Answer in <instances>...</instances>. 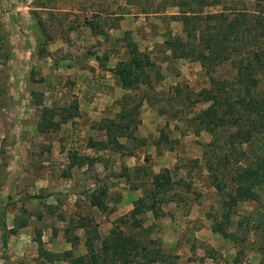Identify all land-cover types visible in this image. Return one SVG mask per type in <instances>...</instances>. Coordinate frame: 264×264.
<instances>
[{
  "label": "rangeland",
  "instance_id": "rangeland-1",
  "mask_svg": "<svg viewBox=\"0 0 264 264\" xmlns=\"http://www.w3.org/2000/svg\"><path fill=\"white\" fill-rule=\"evenodd\" d=\"M175 2L178 1L0 0V88L4 86L7 94L1 96L6 105L0 108V127L7 135L2 146L7 148L12 129L19 132L18 112L22 109L18 108L25 106V113L21 114L26 121L22 134L28 141L23 140L20 145L29 165L23 186H34L35 172L48 175V166H55L49 190L31 191L23 203L11 208L14 218L28 223L29 237L25 235L27 239L20 245L11 241V249L21 256L9 259L8 253L2 251L0 236V264H72L66 256H57L64 261L55 262L43 253L36 255L39 233L47 231L37 217L55 205V215L61 222L54 230H64L66 221L81 216L93 235L100 238L95 242L97 249L114 227L135 236L139 241L135 251L138 255L130 258L131 264H264V185L258 188L259 199L231 207L227 232L232 236L224 237L213 230V224L222 220L228 209L224 203L226 194L218 184L228 185L227 190L235 188L234 180L241 167L253 162L257 165L264 158L253 156V151L264 154V148H257L264 144L263 125L255 127L257 132L250 143L246 137L232 136L240 128H253L245 121L248 117L256 120L264 115V103L259 105L261 111H252L243 110L237 102L239 95L245 93V86L238 82L237 61L244 58V63H249L260 51V45L264 46V37L250 39L236 31L226 42L228 59L206 69L198 57L205 43L187 34ZM202 7L203 19L195 20L196 34L214 31L217 20L207 18L208 13L242 10L257 15L263 10L264 0H222L218 5ZM229 14L230 19L234 17ZM34 26L42 34L43 30L57 31L64 44L53 45L51 51L44 46H39L45 49L41 52L38 47L34 50ZM74 27L79 28L77 33L72 32ZM86 55L90 58L83 59ZM133 59L139 62L133 64L138 81L126 88L114 76L113 67ZM65 61L79 63L65 67ZM257 75L260 82L251 90L256 103L264 99V69ZM222 81L229 84L221 88L224 91L218 117L223 121L217 124L206 117L212 104L206 89L218 88ZM34 92L41 94L36 103L51 104L57 120L62 118L61 110L76 104L80 115L62 124L56 133L38 137L29 126L35 125L33 118H38L37 111L29 110L36 100ZM226 95L229 102H234L233 113L228 111L227 99L224 101ZM246 96L247 100L252 97ZM241 113L245 114L244 120L233 123ZM204 120L210 126L217 125L214 131L205 128ZM158 138L162 142L153 144ZM98 141L104 145L93 146ZM74 153L104 156L105 168L102 164L89 167L91 172L98 168L103 177L97 178L95 172L88 175V180L86 171L73 177L75 186L73 181L66 182L64 169L68 160L62 158ZM48 156L56 157L51 160ZM10 157L2 154L0 169L4 170V162ZM161 162L170 164L166 168L171 172L172 187L166 190L165 199L152 201L149 196L154 192L155 175L166 173L159 169ZM39 164L43 167L39 168ZM114 178L143 189V204L139 203L142 210L136 215L129 212L114 220L105 219L103 214H98L100 218L95 216L85 190L91 181L104 179L105 184L111 185ZM81 180L83 186L79 185ZM3 182L1 178L0 183ZM51 192L56 193V202L50 197ZM110 192L106 200L111 203L118 199L119 192ZM199 201H205L202 207L196 203ZM77 232L84 236V229L78 228ZM78 244L79 252L73 249V257L85 252L84 244ZM155 256L157 261L152 262Z\"/></svg>",
  "mask_w": 264,
  "mask_h": 264
},
{
  "label": "trees",
  "instance_id": "trees-1",
  "mask_svg": "<svg viewBox=\"0 0 264 264\" xmlns=\"http://www.w3.org/2000/svg\"><path fill=\"white\" fill-rule=\"evenodd\" d=\"M175 1V0H173ZM178 2H175L174 4L178 5L180 7V12L182 14V18L185 22V28L187 31V34L189 36H197L200 40H202V44L205 43L204 48L201 49V51H198V57L204 61V66L207 68L211 67L213 64L227 60V54H228V47L226 45L227 40L232 37L236 31H240L243 36L248 37L250 39L256 38H263L264 37V7L263 10H260V14L255 13H248L244 12L242 10H239L240 12H229L231 14H234L233 18H229L230 15L225 10L218 11L215 13H208L205 15L207 18L215 19L217 20V24L213 27L214 31H208L204 33V31L201 32V34H196L195 31L197 28V23L195 20H202V14L203 11L201 9L202 6H208V5H218L222 2V0H176ZM260 1V0H259ZM201 6V7H200ZM258 7V6H257ZM256 7V8H257ZM236 9V8H235ZM244 12V13H242ZM239 13H242L239 14ZM40 23H42L40 21ZM191 26L192 30L189 28ZM0 40H2V37H0ZM240 51V49H239ZM224 56V57H222ZM138 61L136 59H133L129 62H126L124 64H118L114 68V75L116 78L120 79L124 87L130 88L134 86V83L138 81V75L134 74L136 73L133 71V64L138 65ZM238 66V82L242 85H244L245 93H242L239 95L237 102L240 104V107L243 110H259L261 111V107L259 105L261 103H264V99L260 100V102H255L253 99V96L251 95V90L253 87H255L259 82L260 79L258 78V71L261 69H264V46L263 44L260 45V51L255 52L253 55V59L247 64L244 63V58H239L237 61ZM209 71V69H208ZM220 87L218 88H210L206 89V97L212 100V104L209 107L207 111V118L211 117L212 120L216 121L217 124H221L219 121H223L221 118L218 117L219 107L222 104V96L224 88H226L227 84H229L228 81H222L220 83ZM222 88V89H221ZM244 94V95H243ZM252 96L250 100H247V96ZM6 91L5 87L2 86L0 88V108L4 107L6 105L5 99L1 98V96L6 97ZM264 97V96H263ZM228 98H230L228 95L225 96L224 101H226V105H228L229 112L233 113L236 109L234 108V102H229ZM224 103V102H223ZM264 106V104H263ZM72 109V110H71ZM78 109V105L76 104L74 107L70 108L69 110H61V116L62 118L60 120L53 121L54 116H56V112L54 108H45L43 111V118L44 121L42 122V130H47L49 127H56V130L61 127L62 123H65L69 119L73 118L75 115V111ZM245 114L241 113L238 114L236 118H234L233 123L240 122V120H244ZM252 126V129L246 128L243 130L240 128L237 130L235 134L232 136L236 137H246V141L249 143L252 141L254 134L257 132L255 131V127L258 124H261L264 126V115L261 117H258V119L254 120L250 117H248L247 120ZM206 123V129L210 131H214V128L217 126H210L209 123L204 120ZM122 127V126H120ZM258 129V128H257ZM159 141H157V144L159 145ZM235 142V141H234ZM243 142V141H242ZM161 143V142H160ZM93 146L98 144H103V141H98L92 143ZM156 144V145H157ZM261 147L264 148V144H260L259 147H257L259 150H261ZM257 150V149H256ZM247 153V152H245ZM72 160V165L78 164L83 165L86 163H89L92 165L96 158L90 157V156H77V154H71L70 155ZM253 156H264L263 155H256L255 151H253ZM258 163V162H257ZM211 166H214L211 163ZM214 168V167H213ZM242 170L240 172H237V175L235 177V188L231 190H227L228 188L224 185V187L221 184H218V186H221L219 189L222 190L226 194V198L224 199V203L226 206H228V209L224 214L222 215V220L219 222H215L213 224V230L215 232H220L224 237H230V235L227 231L230 215V210L233 209L231 207L235 206L241 201L245 200H255L259 199V192L258 188L262 187L264 185V158L260 160V162L255 165V162L251 163L250 165L245 166L244 168L241 167ZM166 173H158L155 175V184H154V192L149 197H152V201H157L160 197L162 200L165 199L166 190H170L172 187L171 182V172L168 168L163 169ZM162 176V177H161ZM168 186V187H167ZM154 197H153V196ZM228 195V197H227ZM108 196V185L107 184H101L95 191L89 193L90 202L94 205H97L98 207L102 209L107 208L106 198ZM144 198H140L136 201L134 208L131 210L132 215H136L142 210V206L139 204H143ZM153 207V206H151ZM6 209L0 210V229L2 230V239L4 245H7L8 239L11 237L12 234L17 233L18 228L22 225L14 226L12 228H9L7 222H6ZM86 226L88 237H87V250L88 253L85 255H79L77 257H73L72 251H67L64 256L65 258H71L72 264H110V262H117L123 261L124 263L131 264L130 258L136 257L138 254L136 251L139 241H137L136 237L131 234H126L122 229L119 227H114L110 231V236L108 238L102 239V245L99 249L96 247V241H99V236L93 235V232L90 230V226L88 223H84ZM38 241V250L40 253H43L50 258H53L50 256L47 252V250L43 247V242L41 239V236L37 238ZM141 245V243H140ZM108 256V257H107ZM61 259V258H58ZM151 261H157V257H153Z\"/></svg>",
  "mask_w": 264,
  "mask_h": 264
},
{
  "label": "crops",
  "instance_id": "crops-1",
  "mask_svg": "<svg viewBox=\"0 0 264 264\" xmlns=\"http://www.w3.org/2000/svg\"><path fill=\"white\" fill-rule=\"evenodd\" d=\"M39 10L44 11V8L40 7ZM18 11H19V9H18ZM85 28L88 29L87 27H85ZM45 29H46V27H45ZM33 30H34V35L36 36V39H37V42L35 41V44L32 47V48H34V50L36 49V47L40 48L39 46H44L45 48H47L48 50L51 51L53 45H56L58 43L64 44V42H65L64 39L62 38V36L58 35L59 33L57 31H54V30L53 31H49V30L45 31V30H43L44 33L42 34V33H40V31L38 30V28L36 26L33 27ZM77 31H79V28L74 27V29L72 30L73 33L74 32L77 33ZM32 43H34V42H32ZM41 50H45V49L40 48V52H41ZM85 58H90V57H88L86 55L83 57V59H85ZM86 60H90V59H86ZM95 60L98 61V58ZM62 63L66 67V65L78 66L79 62L73 61L72 64H66V61H65V64H64V62H62ZM80 69L82 70L83 68H80ZM113 69H114V67H113ZM76 78L77 77L73 78L74 82L76 81ZM34 93H35L36 100H35V102H33L32 106L29 108V110L37 111L38 112V118H37V121L35 120V118H33L34 120H32V122H35V125H29V126L33 127V129H32L33 133H37L38 137L40 135H44V134L56 133L57 132L56 127H54V126L49 127L47 130H42V127H44L42 125V122L44 121L43 111L45 110V108L48 107L50 109L52 106H51V104H46V103L43 104V101H42V104L36 103L37 100L40 98L41 94L38 92H34ZM43 95L44 94H42V97H43ZM23 107H25V106H23ZM23 107L20 106L18 108V109H22L20 112H18L19 116H20V119H19L20 124H17V127L18 128L20 127V130H19V132L18 131L14 132V130L12 129L13 135L11 134L12 138L7 143V148L6 147L4 148L2 146L3 142H5L6 141L5 139L7 138V135L5 134L6 131L4 128L0 127V157L4 153H7V154H9V156H11L10 159H8L7 161L4 162L5 163L4 164L5 165L4 170L0 169V179L2 178L5 181L3 183H0V210L4 209V208L6 209V213H7L6 222L9 226V228H12V227L18 226V225H22L25 223V225H22L18 228L17 233L11 235V237L8 239L7 245H4V243H3L2 230H0V236L2 239L1 240L2 241V243H1L2 244V251H4L5 254L8 253L9 259H16V258L19 259L21 256L20 252L11 249L12 248V242L11 241H15L20 245L24 240H26L29 237V234H26V231H27L26 225L28 223L23 219L14 218L12 216L13 211H11L13 209H11V208L13 207V205L18 204L19 202L23 203L24 200L26 199V197H25L26 194L30 193L31 191H33V193H36V192L38 193V191H40L41 189H43L44 191H46V189L49 190L50 185L52 184V182L54 180L51 177H52V174L55 172V169H54L55 166L53 165V163H51L47 169V172H49L48 175H46L44 173L42 176L40 174V172H37V173L35 172L32 175L33 180H34L32 183L34 186L28 187V188H26L27 185L23 186V183L25 182V179H26L25 178V175H26L25 174V168L27 165H29L28 162L26 163V159H23V157L25 155L23 154L22 147L20 145V143L23 140L28 141L25 138V135L23 136V134H22V129H24V124L26 123V121H24V119L22 118V115H24L23 113H25V111H24L25 108H23ZM79 110H80V106L78 107V109H76L74 117L71 118L72 121L74 120V118L77 117V115H80ZM28 115H29V113H26L27 117H28ZM71 119H69V120H71ZM56 120H57V117L54 116L53 121H56ZM68 121H66L65 123H67ZM62 124H64V123H62ZM158 140H160L159 143L162 142L161 138H158ZM157 141H154L153 144L156 145ZM160 151H161V148H160ZM52 157L55 158L56 156H48V159L52 160ZM90 157L96 158L95 162L92 165L95 164L94 166H97L96 164H102V168H105V165H103V164H104V162L107 161V159L104 156H90ZM159 157L161 159L164 158V156H159ZM60 160H61V158H60ZM62 160H64V161L68 160V164H66L67 168L64 169V171H66V174H64L66 177L65 180H66V182L67 181H70V182L73 181L74 186L77 183H76V180L73 179V177L76 178V175H78V176L84 175L86 173V171L88 173L86 175V178L88 180H91V179H89V176H88L90 173L96 172L97 178L103 177L102 173H100L98 171V168L96 171H92V172L89 171V169H90L89 163H86L83 165H78V164L72 165L73 159L71 158V156H64V158H62ZM42 161H44V160H42ZM159 165H160V168H159L160 170L164 169L166 167H168V168L170 167V164H166L165 162H161ZM39 166H40L39 168L43 167L42 164H39ZM44 175H46V176L44 177ZM101 184H105L104 179H100V180L97 179L96 181H93V182L91 181L90 184L87 186V189L85 191L88 193L93 192ZM106 184L108 185V193L111 191V189L113 192H119L118 199H116L115 201H112L111 203L107 202V200H106V203H107L106 209H102V208L98 207L97 205H94L90 202V206L94 209L95 216L99 217L98 214H103V217L105 219L107 217L108 218L110 217L112 220H114L116 217H119L121 215H124L126 213L131 212V210L135 206L136 201L144 193L143 189L133 187L129 183H126L121 178H119V179L114 178V182H111V185H109V183H107V182H106ZM35 185H38V186L35 187ZM79 185L83 186L82 180H81ZM141 190H142V192H141ZM51 193H50L51 194L50 197L55 199L54 201L56 202L57 201L56 193H54V192H51ZM39 197L40 196H37V198H39ZM204 202L199 201L196 203L198 204V206L202 207L204 205ZM45 207H47V206H45ZM53 207L57 208L56 205ZM53 207L48 206L47 211H44V213H40L37 217L38 223H41L42 226H44L43 227L44 230H47V231H45V233H42V232L39 233V235L41 236L42 242H43L44 249L47 250L48 254L54 258L55 262L64 261L62 258L58 259L57 256H60V255L64 256V254L67 251L73 252V249H76V251L79 252V250H77V245H79L78 244L79 242L80 243L82 242V247H83V244L85 246V252L82 254L80 253V254L81 255L87 254L88 250H87L86 242H87L88 232H87L86 226L84 225V223H86L87 221L84 218H82L81 216L80 217L77 216V218H75V219L73 218V219H70L69 221H66V223H68V226L64 230L60 229L57 232V230H54V229H55V226H60V222H61L60 220L61 219L57 218V216L55 215V209ZM47 216H49V219L46 218ZM97 221L101 222L100 220H97ZM45 228H47V229H45ZM78 228L84 229L85 238L83 236V232H82V234L77 232ZM75 229H77V230L74 231ZM73 231H74V233H73ZM21 234H23V236H21ZM25 235H27V238H24ZM82 252H83V250H82ZM36 255H40L39 250L37 251ZM9 259L7 261H9ZM15 264H17V263H15Z\"/></svg>",
  "mask_w": 264,
  "mask_h": 264
}]
</instances>
